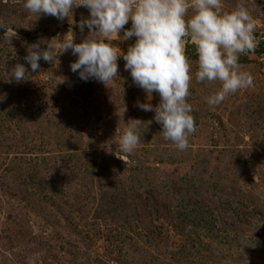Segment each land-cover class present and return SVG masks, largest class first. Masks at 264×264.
Instances as JSON below:
<instances>
[{"label": "rangeland", "instance_id": "rangeland-1", "mask_svg": "<svg viewBox=\"0 0 264 264\" xmlns=\"http://www.w3.org/2000/svg\"><path fill=\"white\" fill-rule=\"evenodd\" d=\"M23 3L0 0V264H264V0H222L228 11L247 7L257 46L239 60L253 86L218 105L207 101L221 85L196 82L185 38L196 131L183 151L154 111L135 106L160 97L134 85L122 56L107 86L72 72L71 50L32 72L27 45L67 33L81 42L90 13L37 17ZM135 40L109 42L119 55ZM130 120H140L142 142L125 154Z\"/></svg>", "mask_w": 264, "mask_h": 264}, {"label": "clouds", "instance_id": "clouds-1", "mask_svg": "<svg viewBox=\"0 0 264 264\" xmlns=\"http://www.w3.org/2000/svg\"><path fill=\"white\" fill-rule=\"evenodd\" d=\"M79 6L90 13L79 24L81 32L87 26L88 36L79 43L73 34L69 37L67 33L63 38H41L28 44L24 60L32 72L40 70L41 59L55 63L59 54L71 50L77 57L70 65L71 71L78 72L81 80L95 79L107 86L118 75L117 60L122 56L134 85L144 90L148 100L153 92L160 97L155 108L151 103L139 101L135 106L154 111L153 119L162 126L163 138L181 151L188 148V137L196 131L192 107L187 103L193 76L185 38L195 45L196 82L218 81L221 85L208 98L209 105H218L230 94L253 86L252 75L241 70L239 63L242 54H254L257 46L256 23L243 3L231 11L224 9L222 0H24L23 3L37 17L44 14L58 20L69 18L73 8ZM129 20L131 28L125 29ZM14 36L15 32L10 38ZM118 37L136 40L118 55L109 42ZM12 73L13 79L20 82L25 80L27 69L18 63ZM130 121L119 139L120 150L125 154H131L142 142L137 128L140 120Z\"/></svg>", "mask_w": 264, "mask_h": 264}]
</instances>
